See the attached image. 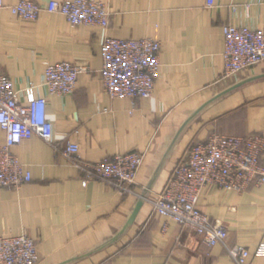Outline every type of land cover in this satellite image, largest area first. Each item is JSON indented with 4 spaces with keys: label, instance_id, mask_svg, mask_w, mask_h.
<instances>
[{
    "label": "crops",
    "instance_id": "1",
    "mask_svg": "<svg viewBox=\"0 0 264 264\" xmlns=\"http://www.w3.org/2000/svg\"><path fill=\"white\" fill-rule=\"evenodd\" d=\"M4 0L0 9V74L15 90L34 88L47 100L51 143L37 135L13 148L31 180L0 187V235H29L36 264H237L222 244L154 212L175 165L190 146L212 133L264 136V62L225 78L222 26L264 32V0H99L109 24L72 26L58 13L41 11L21 20ZM45 7L51 0H33ZM62 1V0H58ZM157 38L159 67L151 95L110 99L101 78V40ZM88 66L73 93L46 94L47 64ZM5 141L0 129V144ZM78 145L75 160L98 162L140 152L133 193L121 194L100 180L82 185L81 172L53 145ZM264 166V153L260 156ZM140 201L131 222L130 217ZM199 209L227 230V246L246 247L244 264H264L255 249L264 232V183L241 193L206 186Z\"/></svg>",
    "mask_w": 264,
    "mask_h": 264
},
{
    "label": "built area",
    "instance_id": "2",
    "mask_svg": "<svg viewBox=\"0 0 264 264\" xmlns=\"http://www.w3.org/2000/svg\"><path fill=\"white\" fill-rule=\"evenodd\" d=\"M211 7L214 0H206ZM5 7L0 0V9ZM10 12L25 21H34L41 11L63 15L72 25L109 24V10L99 0H51L45 7L33 0H19L9 6ZM223 72L225 78L248 70L264 62V32L247 26L225 24ZM101 78L104 92L110 99H144L151 95L159 67L161 43L157 38H113L101 40ZM88 66L62 61L47 64L40 87L46 94L67 95L74 92L77 76ZM0 129L5 141L0 144V187L17 188L31 180V173L13 153L22 141L37 135L51 143L53 125L47 116V100L36 95L34 88L15 90L10 79L0 74ZM81 172L82 185L100 180L121 194L133 193L136 174L143 154H116L98 162L75 160L78 145L66 141L53 145ZM264 136L250 133L244 136L212 133L207 140L190 146L184 159L173 168L163 190L152 198L155 213L170 218L197 236L207 246L222 244L237 264H244L249 250L240 245L227 246V230L198 207V199L206 186L244 192L251 186L264 183ZM264 256V232L254 252ZM35 241L26 233L15 236L0 235V264H36Z\"/></svg>",
    "mask_w": 264,
    "mask_h": 264
},
{
    "label": "water",
    "instance_id": "3",
    "mask_svg": "<svg viewBox=\"0 0 264 264\" xmlns=\"http://www.w3.org/2000/svg\"><path fill=\"white\" fill-rule=\"evenodd\" d=\"M139 205H140V201L138 202V204H137V206H136V208H135V210H134V213H133L132 216L130 217L129 222H131V220H132V218H133V216H134V214H135V212H136V210H137V208H138Z\"/></svg>",
    "mask_w": 264,
    "mask_h": 264
}]
</instances>
